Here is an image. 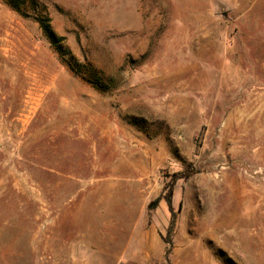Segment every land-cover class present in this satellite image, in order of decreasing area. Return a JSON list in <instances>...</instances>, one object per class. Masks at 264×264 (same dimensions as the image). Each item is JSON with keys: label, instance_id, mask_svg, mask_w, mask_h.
I'll return each mask as SVG.
<instances>
[{"label": "rangeland", "instance_id": "rangeland-1", "mask_svg": "<svg viewBox=\"0 0 264 264\" xmlns=\"http://www.w3.org/2000/svg\"><path fill=\"white\" fill-rule=\"evenodd\" d=\"M38 1L103 89L0 0V264H264V0Z\"/></svg>", "mask_w": 264, "mask_h": 264}, {"label": "trees", "instance_id": "trees-1", "mask_svg": "<svg viewBox=\"0 0 264 264\" xmlns=\"http://www.w3.org/2000/svg\"><path fill=\"white\" fill-rule=\"evenodd\" d=\"M10 9L23 17L31 16L38 24L39 29L48 40L49 44L56 51L58 56L68 68L82 80L96 89H103L101 78L88 65L78 63L64 42V38L56 35L51 19L46 13V7L38 0H2ZM30 12V13H29Z\"/></svg>", "mask_w": 264, "mask_h": 264}]
</instances>
